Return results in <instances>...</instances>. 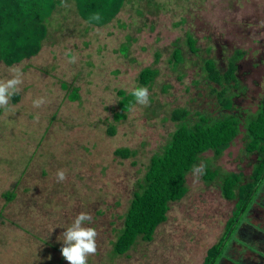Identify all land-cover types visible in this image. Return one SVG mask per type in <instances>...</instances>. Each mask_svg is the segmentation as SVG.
<instances>
[{"label": "rangeland", "instance_id": "rangeland-1", "mask_svg": "<svg viewBox=\"0 0 264 264\" xmlns=\"http://www.w3.org/2000/svg\"><path fill=\"white\" fill-rule=\"evenodd\" d=\"M188 35L196 40L195 53ZM176 47L184 60L175 66ZM237 50L244 52L237 66L240 89H233V109L225 110L204 65L213 59L224 72ZM12 67L21 70L23 83L8 107H0V264H68L60 252L62 233L81 212L91 215L86 226L98 233L97 252L87 264H203L208 249L225 236L236 202L222 197L220 179L207 183L202 176L215 168L249 179L259 156L247 154L243 133L220 156L202 154L187 175L188 192L170 203L151 241L138 239L121 256L113 254V243L151 157L176 129L174 110L190 111L192 124L196 113L216 120L258 112L264 99V0H126L101 27L78 14L74 0H63L47 21L39 53L11 66L0 62V80L11 78ZM147 67L158 70L147 87L149 105L135 103L116 120L118 91L139 86ZM74 89L79 99L72 100ZM41 97L45 103L33 107ZM124 147L135 156H115ZM59 169L66 172L60 183ZM253 195V203L264 204V180ZM240 222L225 238L220 261L250 264L244 253H264L258 238L248 241L252 233H245L248 240L238 236L245 219ZM231 243L242 248L236 260Z\"/></svg>", "mask_w": 264, "mask_h": 264}, {"label": "trees", "instance_id": "trees-1", "mask_svg": "<svg viewBox=\"0 0 264 264\" xmlns=\"http://www.w3.org/2000/svg\"><path fill=\"white\" fill-rule=\"evenodd\" d=\"M125 1L74 0V3L78 14L90 20L94 26L101 27L116 17ZM62 4L63 0H0V62L11 66L37 55L47 35V21ZM97 14L100 16L99 21L92 19ZM187 45L192 52H197L193 36L188 35ZM123 51L126 52L127 48L123 47ZM243 56L244 52L237 50L224 72L218 70L213 59L205 61L206 78L220 88V91L215 88L214 92L219 96L220 105L225 110L233 109V89H240L237 66ZM172 59L175 66L184 60L179 47L175 48ZM157 75V69L144 68L139 74V86L150 87ZM118 95L121 98V112L116 114V120H121L135 104V100L130 92L119 90ZM71 98L79 99L78 89L72 91ZM190 115V111L184 108L172 112L170 119L177 122L176 129L162 152L150 159L144 178L138 185L139 189L135 191L124 215L122 228L113 243L114 255L127 254L138 239L151 241L155 229L167 220L170 203L180 201L188 192L187 175L198 165L202 154L211 150L215 157L220 156L241 133L246 141L247 154L259 156L249 181L242 174L223 175L215 168H205L202 176L207 183L220 179L222 197L236 202L232 216L227 221L225 236L208 249L203 264L217 263L224 250L225 238L251 208L253 194L264 180V99L258 112L248 119L235 113L211 120L196 113L197 121L192 124ZM114 134L115 129L112 128L110 135ZM114 154L125 159L135 156L136 151L124 147L116 149ZM12 196L9 193L8 197Z\"/></svg>", "mask_w": 264, "mask_h": 264}, {"label": "clouds", "instance_id": "clouds-1", "mask_svg": "<svg viewBox=\"0 0 264 264\" xmlns=\"http://www.w3.org/2000/svg\"><path fill=\"white\" fill-rule=\"evenodd\" d=\"M92 19L99 21L100 16L94 15ZM75 61L76 58L73 57L69 62L75 63ZM9 72L11 78L0 80V107L3 108L8 107L10 99L20 91V85L23 83L22 72L18 67L10 68ZM130 95L134 97L135 103L138 105L148 106L150 103V94L146 87L137 86L130 91ZM44 103L43 97L38 98L33 101V107L39 108ZM36 119L38 120L39 117L37 116ZM56 179L58 183L63 182L66 179L65 170H57ZM91 220L90 214L81 212L62 233L63 246L60 252L68 264H87L88 257L96 254L98 233L95 228L86 226V223Z\"/></svg>", "mask_w": 264, "mask_h": 264}, {"label": "crops", "instance_id": "crops-1", "mask_svg": "<svg viewBox=\"0 0 264 264\" xmlns=\"http://www.w3.org/2000/svg\"><path fill=\"white\" fill-rule=\"evenodd\" d=\"M255 205V208L253 207ZM255 212V214H254ZM250 214L252 217H250ZM258 215V216H257ZM245 219V222H243L242 224V228H241V233H238V236L241 238V237H244L246 238L245 240H248L247 239V236L252 233V237L249 238L248 241H250L251 239H254L255 240L257 239V241L259 240L260 241V245L258 248H264V241L261 239H264V204H261L260 202H257V203H253V205L251 206V208L249 209V211L247 212L246 216L243 218ZM242 219V220H243ZM241 223V222H240ZM239 223V224H240ZM248 232V233H247ZM245 233H247L248 235H245ZM230 246L232 247L231 249H228L232 252L233 254V259L236 260V258L240 255L238 253V251H242V248L239 247V243L238 244H235V243H231ZM225 248V246H224ZM235 248L237 249V252H235ZM258 250V249H257ZM262 249L258 252L262 253V254H255L251 251H248L247 254L244 253L243 254V257H245L244 261H248L250 259L251 262L250 264H264V253L261 252ZM224 252V250H223ZM206 258V257H205ZM204 258V260H205ZM203 260V262H204ZM220 259L217 261L216 264H239L238 262L236 261H233V260H230V261H220Z\"/></svg>", "mask_w": 264, "mask_h": 264}]
</instances>
